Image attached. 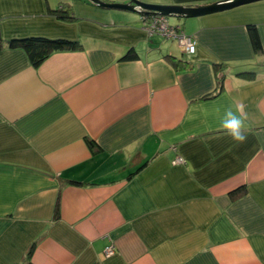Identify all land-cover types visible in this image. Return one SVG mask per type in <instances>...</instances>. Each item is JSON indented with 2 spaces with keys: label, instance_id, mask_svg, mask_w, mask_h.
<instances>
[{
  "label": "crops",
  "instance_id": "0c3cea01",
  "mask_svg": "<svg viewBox=\"0 0 264 264\" xmlns=\"http://www.w3.org/2000/svg\"><path fill=\"white\" fill-rule=\"evenodd\" d=\"M172 19L195 54L137 13L0 0V264H264V1ZM30 37L79 46L36 68L10 46ZM237 104L243 143L221 127Z\"/></svg>",
  "mask_w": 264,
  "mask_h": 264
},
{
  "label": "trees",
  "instance_id": "16d2710c",
  "mask_svg": "<svg viewBox=\"0 0 264 264\" xmlns=\"http://www.w3.org/2000/svg\"><path fill=\"white\" fill-rule=\"evenodd\" d=\"M51 14L57 16L60 20L68 21L73 20L74 16L73 13H71L70 8L66 5L61 6V9L58 11H51ZM150 17V16H148ZM248 31L250 34V38L253 44L254 49L257 52H261L262 46L261 41L258 36V32L256 29V26L249 25ZM10 46L13 48H22L24 49L27 54L29 55V58L33 64L34 67L38 68L40 67L54 52L57 51H66V50H73L76 49L79 45L77 42L64 40V39H48L44 37H30L25 39H16L12 40L10 43ZM0 49H2V42L0 40ZM135 53L132 51L127 56L123 57V60H129L134 59ZM174 64H177L180 62L181 64H184L181 60H177L176 58L169 57ZM244 75H247L249 77L255 76V73H245ZM221 78V82H222ZM206 99V98H204ZM91 145H93L91 143ZM247 193V189L245 187L239 188L236 191H234L231 196L234 199L240 198L244 196ZM34 252V246L30 249L28 255H27V264H30V259Z\"/></svg>",
  "mask_w": 264,
  "mask_h": 264
},
{
  "label": "water",
  "instance_id": "95a60500",
  "mask_svg": "<svg viewBox=\"0 0 264 264\" xmlns=\"http://www.w3.org/2000/svg\"><path fill=\"white\" fill-rule=\"evenodd\" d=\"M91 4L108 10H119L124 12L137 13L142 16H163L168 19L197 18L230 11L245 5L264 0H223L206 6L183 7V6H159L145 4L138 0H127L125 3L105 2L103 0H87Z\"/></svg>",
  "mask_w": 264,
  "mask_h": 264
},
{
  "label": "built area",
  "instance_id": "2783aa9c",
  "mask_svg": "<svg viewBox=\"0 0 264 264\" xmlns=\"http://www.w3.org/2000/svg\"><path fill=\"white\" fill-rule=\"evenodd\" d=\"M142 20L145 22L149 20L148 26L146 27V31L149 36H154L158 34L165 39L177 40L179 42V45L185 49L187 54L193 55V49L196 53V40L193 37L183 33L180 27H171L167 18L155 15L151 17L143 16ZM176 163H184V159L178 158ZM106 254L107 256L114 255L115 247L113 245L108 247L106 250Z\"/></svg>",
  "mask_w": 264,
  "mask_h": 264
},
{
  "label": "clouds",
  "instance_id": "9594fccd",
  "mask_svg": "<svg viewBox=\"0 0 264 264\" xmlns=\"http://www.w3.org/2000/svg\"><path fill=\"white\" fill-rule=\"evenodd\" d=\"M192 54H195L194 49ZM235 107V112L231 108L226 110L227 119L221 121V127L227 130L228 135H230L235 141L243 143L247 140V137L244 135L243 131L245 119L243 105L237 104Z\"/></svg>",
  "mask_w": 264,
  "mask_h": 264
},
{
  "label": "rangeland",
  "instance_id": "374dc122",
  "mask_svg": "<svg viewBox=\"0 0 264 264\" xmlns=\"http://www.w3.org/2000/svg\"><path fill=\"white\" fill-rule=\"evenodd\" d=\"M113 3H120V2H113ZM142 17H143V16H142ZM165 18H166V17H165ZM167 19H168V18H167ZM168 20H170L171 23L174 22V19H168ZM168 22H169V21H168ZM171 23H170V25H171ZM171 26H173V25H171ZM169 40H172V39H169ZM177 43H178V42H177ZM177 43H176V44H177ZM177 45H178V44H177Z\"/></svg>",
  "mask_w": 264,
  "mask_h": 264
}]
</instances>
